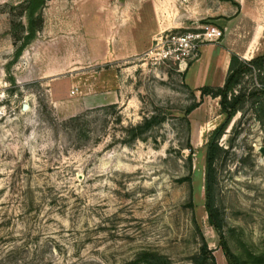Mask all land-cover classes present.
<instances>
[{
	"label": "rangeland",
	"instance_id": "374dc122",
	"mask_svg": "<svg viewBox=\"0 0 264 264\" xmlns=\"http://www.w3.org/2000/svg\"><path fill=\"white\" fill-rule=\"evenodd\" d=\"M26 2L0 0V264H147L145 252L195 264L204 244L228 264L206 211L213 143L226 239L244 258L264 254V125L255 106L216 139L227 115L219 98L186 84L195 60L181 68L153 55L161 37L202 24L192 18L217 1L49 0L42 29L16 60L22 41L12 28L27 27ZM237 2L234 17L204 21L224 29L236 19L248 40L262 25L248 58L264 55V0ZM259 75L238 90L260 87ZM153 117L156 125L129 140L128 129Z\"/></svg>",
	"mask_w": 264,
	"mask_h": 264
},
{
	"label": "trees",
	"instance_id": "16d2710c",
	"mask_svg": "<svg viewBox=\"0 0 264 264\" xmlns=\"http://www.w3.org/2000/svg\"><path fill=\"white\" fill-rule=\"evenodd\" d=\"M49 0H27L25 11L27 13L28 25L27 27L23 22L14 24L12 33L16 41H22L21 45L17 48L15 59L21 58L26 48L36 39L37 34L43 27L44 18L42 11L47 5ZM230 1V0H222ZM203 23H209L203 21ZM22 32L23 36L19 33ZM259 72L260 87L254 86L250 92L238 90L242 87L245 78L249 74ZM238 90V94L235 92ZM198 91L201 96H211L220 99L222 112L227 115L226 121L223 126L215 132L216 139L223 133L225 127L230 123L233 117L240 112L247 103H251L256 108L257 119L264 125V55L257 56L251 60H244L237 55H232L228 76L223 87H203ZM197 108V104L193 105L187 110L190 114ZM82 117L72 118V122H77ZM158 118L153 117L147 119L144 123L132 126L127 130L129 140L136 141L142 134L150 130L158 123ZM128 142V145H130ZM217 154V144L213 143L208 152V169L206 174V211L209 217V222L215 229L220 239V246L226 256L228 264H264V254L252 255L248 254L247 258L235 253L225 236L224 232V216L217 200V183H216V170L214 168V160ZM141 261L147 264H171L170 261L159 254L145 252L141 255ZM195 264H217L216 258L211 254L208 245L204 244L201 253L194 257ZM131 264H138V258Z\"/></svg>",
	"mask_w": 264,
	"mask_h": 264
},
{
	"label": "crops",
	"instance_id": "0c3cea01",
	"mask_svg": "<svg viewBox=\"0 0 264 264\" xmlns=\"http://www.w3.org/2000/svg\"><path fill=\"white\" fill-rule=\"evenodd\" d=\"M217 3H212L206 9L200 11L199 18L195 20L193 25L198 23V20L204 21L207 18L227 17L232 18L239 12V2L237 0L222 1L216 0ZM203 23V22H202ZM185 21H181L174 25H184ZM226 29L224 38L219 44H207L202 47L200 57L197 61L191 64L184 72L186 84L195 90L203 87H223L225 85L232 55H237L244 60H251L248 56L255 51L257 43L263 34V28L258 36L261 25L253 30L251 38L246 37L247 28L240 24L236 19H231L222 24ZM239 36V38H238Z\"/></svg>",
	"mask_w": 264,
	"mask_h": 264
},
{
	"label": "built area",
	"instance_id": "2783aa9c",
	"mask_svg": "<svg viewBox=\"0 0 264 264\" xmlns=\"http://www.w3.org/2000/svg\"><path fill=\"white\" fill-rule=\"evenodd\" d=\"M226 29L211 23H202L182 33H169L160 38L154 58L158 63H175L181 68L189 61H197L203 46L219 44Z\"/></svg>",
	"mask_w": 264,
	"mask_h": 264
},
{
	"label": "water",
	"instance_id": "95a60500",
	"mask_svg": "<svg viewBox=\"0 0 264 264\" xmlns=\"http://www.w3.org/2000/svg\"><path fill=\"white\" fill-rule=\"evenodd\" d=\"M121 3H124L125 0H119ZM28 106L24 105V109H26ZM261 152L263 153L264 155V148H261Z\"/></svg>",
	"mask_w": 264,
	"mask_h": 264
},
{
	"label": "bare ground",
	"instance_id": "6f19581e",
	"mask_svg": "<svg viewBox=\"0 0 264 264\" xmlns=\"http://www.w3.org/2000/svg\"><path fill=\"white\" fill-rule=\"evenodd\" d=\"M263 18H264V17H263ZM262 28H263V26L261 25V26H260V28H259V31H258V33L256 34V36H258V35L260 34V32H261Z\"/></svg>",
	"mask_w": 264,
	"mask_h": 264
},
{
	"label": "flooded vegetation",
	"instance_id": "af4514ba",
	"mask_svg": "<svg viewBox=\"0 0 264 264\" xmlns=\"http://www.w3.org/2000/svg\"><path fill=\"white\" fill-rule=\"evenodd\" d=\"M212 145V144H211Z\"/></svg>",
	"mask_w": 264,
	"mask_h": 264
}]
</instances>
